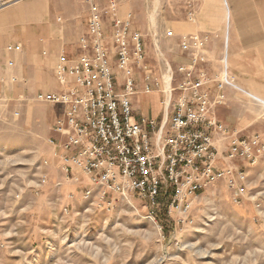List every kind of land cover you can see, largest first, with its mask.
Wrapping results in <instances>:
<instances>
[{
  "label": "rangeland",
  "instance_id": "374dc122",
  "mask_svg": "<svg viewBox=\"0 0 264 264\" xmlns=\"http://www.w3.org/2000/svg\"><path fill=\"white\" fill-rule=\"evenodd\" d=\"M147 2V30L140 32L153 78L161 73L164 78L165 65L156 50L165 54L173 69L178 60L160 48L165 37L163 8L157 0ZM8 30L0 23V38ZM12 46L9 56L3 51L0 59V244H5L0 246V264H264V159L256 166L242 159L230 162L247 173L246 198L237 204L236 190L225 181L210 186L195 199L193 225L178 224L179 216H169L165 206L153 208L137 196L127 200L113 193L102 198L95 191L85 198L90 181L86 176L80 184L67 180L62 161L48 143L56 137L55 120L48 118L52 104L37 100L40 88H33L19 69L24 63L16 59V45ZM117 75L122 82L123 73ZM133 76L141 90L145 72L135 69ZM235 91L237 96L220 107L226 114L217 112L218 120L264 139V100ZM134 97L138 116L156 111L162 115L161 93ZM44 161L49 165L45 167ZM42 173L47 183L36 189Z\"/></svg>",
  "mask_w": 264,
  "mask_h": 264
},
{
  "label": "built area",
  "instance_id": "2783aa9c",
  "mask_svg": "<svg viewBox=\"0 0 264 264\" xmlns=\"http://www.w3.org/2000/svg\"><path fill=\"white\" fill-rule=\"evenodd\" d=\"M196 2H187L189 20L195 18ZM87 3L89 35L80 38L82 52L73 59L63 53L55 65L62 89L36 96L40 102L65 108L53 129L58 137L49 138L48 143L62 161L67 180L80 184L86 176L90 182L85 198L96 191L102 198L116 193L127 200L137 196L153 208L163 205L169 216H179L182 225L194 224L195 199L220 181L236 190L234 201L240 204L247 195L248 177L244 167L230 162L242 159L258 165L264 159V139L245 135L218 120L217 109L227 101L225 88L235 87V83L226 67L213 77L202 68L208 62L209 34L179 37L186 61L175 69L156 50L165 73L170 74L167 89L164 73L153 78L144 37L134 28L133 14L121 16L117 2L110 1L108 31L98 0ZM165 35L172 38L175 34L167 29ZM135 69L145 72L144 93L163 95L161 120L137 115L132 102L139 90ZM221 162L226 166L221 167ZM46 183L47 175L42 173L35 187ZM2 225L0 214V229ZM2 235L0 231V242Z\"/></svg>",
  "mask_w": 264,
  "mask_h": 264
},
{
  "label": "crops",
  "instance_id": "0c3cea01",
  "mask_svg": "<svg viewBox=\"0 0 264 264\" xmlns=\"http://www.w3.org/2000/svg\"><path fill=\"white\" fill-rule=\"evenodd\" d=\"M110 1L117 2L121 16L134 13L136 30H147V0H98L108 31L111 25ZM157 1L165 15L161 26L175 34L172 38L165 35V39L159 40L162 50L170 51L178 64L185 62L186 58L181 55L178 46L179 37L193 33L209 34L208 62L202 68L213 77L226 67L235 83V87L225 88L227 100L237 96L235 90L256 94L264 100V0H197L194 20L187 18L189 0ZM153 2L156 3V0ZM88 18L87 0H0V23L9 26L6 35L0 38V59L3 51L9 56V46H19L14 53L16 59L24 63L19 69L26 74L33 88H40L37 94L59 91L63 86L55 75L56 62L63 53L73 59L82 52L80 38L89 35ZM33 23L36 25L33 26ZM156 23L158 28L159 19ZM152 32L157 34L154 30ZM1 70L3 67L0 64ZM10 77L16 78L12 73ZM142 89L138 93L146 94ZM149 94L160 95V92ZM134 96L132 102L137 112ZM51 108L48 118L55 120L56 124L65 108L54 104ZM217 112L226 114L227 110L219 108ZM144 116L161 120L163 113L159 115L156 111ZM55 135L58 137V134Z\"/></svg>",
  "mask_w": 264,
  "mask_h": 264
},
{
  "label": "bare ground",
  "instance_id": "6f19581e",
  "mask_svg": "<svg viewBox=\"0 0 264 264\" xmlns=\"http://www.w3.org/2000/svg\"><path fill=\"white\" fill-rule=\"evenodd\" d=\"M17 2V1H16ZM156 10V9H155ZM156 47H157V45H156ZM157 50H159V49H157ZM170 74L169 73H165V76H164V82H165V84H166V87H167V89H169L170 88ZM194 246V245H193ZM199 251V250H198ZM202 254V253H201Z\"/></svg>",
  "mask_w": 264,
  "mask_h": 264
}]
</instances>
